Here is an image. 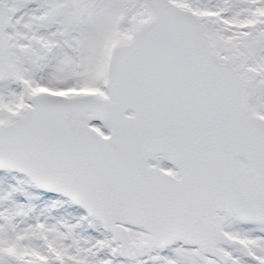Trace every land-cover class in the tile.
Returning <instances> with one entry per match:
<instances>
[{
	"label": "snow or ice",
	"instance_id": "obj_1",
	"mask_svg": "<svg viewBox=\"0 0 264 264\" xmlns=\"http://www.w3.org/2000/svg\"><path fill=\"white\" fill-rule=\"evenodd\" d=\"M0 264H264V0H0Z\"/></svg>",
	"mask_w": 264,
	"mask_h": 264
}]
</instances>
